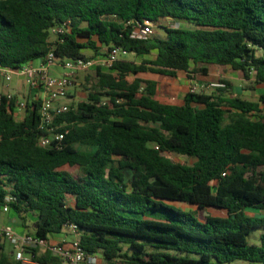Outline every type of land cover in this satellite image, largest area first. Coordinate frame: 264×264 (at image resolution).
<instances>
[{"label": "trees", "instance_id": "16d2710c", "mask_svg": "<svg viewBox=\"0 0 264 264\" xmlns=\"http://www.w3.org/2000/svg\"><path fill=\"white\" fill-rule=\"evenodd\" d=\"M167 19L188 26L133 36ZM116 49L134 59L94 68L82 85L87 99L56 120L60 148L39 145L40 101L20 120L4 98L0 210L8 206L26 229L32 219L28 234L46 242L76 225L101 264H264V232L249 240L264 217L246 214L264 210V96L243 99L220 78L225 87L168 104L158 81L141 76L194 79L216 65L240 72L251 89L264 85V0H0L2 67L21 69L51 51L59 64L95 61ZM36 252L25 249L48 263ZM0 264L24 263L0 244Z\"/></svg>", "mask_w": 264, "mask_h": 264}, {"label": "built area", "instance_id": "2783aa9c", "mask_svg": "<svg viewBox=\"0 0 264 264\" xmlns=\"http://www.w3.org/2000/svg\"><path fill=\"white\" fill-rule=\"evenodd\" d=\"M66 23L53 29L54 34L64 33ZM154 34V24L146 22L139 29L134 31V37L138 39H146L150 35ZM127 56V52L121 49H116L110 52L106 57H101L95 61L79 60H67L63 64H59L55 58L54 52L51 51L46 58L41 60L40 65L33 66L27 65L21 69H8L0 65V71L6 76L7 81H11V75L17 73L20 77H24L26 83L31 89L42 91L43 96L40 98L35 97L33 101H40L39 107V121L41 135L39 137V145L43 148H60L61 142L64 140V134L58 131L56 120L59 116L70 111V89L75 84V79L78 72L91 70L97 65H101L104 68H111L114 63L119 60V56ZM53 66H61L68 70L63 75H54L51 71ZM208 88H223L225 85L221 82H214L208 85ZM207 87L205 85H193L190 87V92L199 93L203 92ZM6 98L7 103L11 104L15 102L14 112L25 111L28 107L29 101L16 98L13 93H7L0 95V107L4 103ZM109 103L108 100H104L103 104ZM156 149H159L156 147ZM226 173H223L225 176ZM3 211L9 212L8 206L3 208ZM65 233H71L75 235V239L68 244L67 247L61 244H50L44 240L38 239L31 234H19L13 227L8 224L5 226L0 225V239L10 241L14 246V256L16 260L21 261L24 264H39L32 261L31 256L25 254V249L30 247L35 248H47L50 253L59 256L64 264H85L88 261L90 264H98L99 258L96 256H87L84 249L80 244V237L78 234V228L76 225H71L65 228ZM67 245V244H64Z\"/></svg>", "mask_w": 264, "mask_h": 264}, {"label": "rangeland", "instance_id": "374dc122", "mask_svg": "<svg viewBox=\"0 0 264 264\" xmlns=\"http://www.w3.org/2000/svg\"><path fill=\"white\" fill-rule=\"evenodd\" d=\"M178 26H188L185 22L181 21H174L173 19H167V20H162L159 24H156L154 26V34H164V31L161 27H178ZM55 37H51V40H54ZM119 59H134L132 56H123L120 55ZM141 58H138L137 61H140ZM213 71L214 76H216L215 81H208L207 83H204L205 86L207 87L204 91L207 93H211L215 91L216 89L213 88H208L211 83L218 82L220 78H224L229 80L232 83V88L236 89H241L242 91L245 92V94H240L239 97L241 96L243 99L250 100L252 99L251 93L253 90H256L258 85L255 86V88L251 89L248 87L247 81L243 78L242 74L240 72H236L232 70L230 67H220V66H213ZM51 71L54 75H63L68 72V70L64 67L61 66H53L51 68ZM79 74L76 76L75 79V85L79 91V96L75 100V103L85 101L88 97V91L85 90L83 84H86V79L87 77H90L92 80L95 78V72L92 70H87L83 72H78ZM185 73H181V76L184 77ZM11 81L6 80V76L2 74L0 71V92L5 91L6 87L10 86L14 90H16L19 86L23 87V93L27 96L29 94V90L31 89L30 86L26 83L24 77H20L17 73H13L11 75ZM143 78H154L158 80L160 86L159 90L157 92V98L164 102V103H181L182 100V95H183V90H182V83H181V77L180 78H170V77H165V76H159V75H154V74H143L141 75ZM227 76L233 77L228 79ZM93 82V81H92ZM90 88V86H88ZM190 90V89H189ZM25 100V99H24ZM257 100H260V97L257 98ZM264 102L262 103V105ZM169 157L179 163L182 164H193V160L190 159H185L180 156L176 155H169ZM173 205L181 208L187 207L186 204L182 203H172ZM212 214L215 215H224V212L218 211L216 209H210L209 210ZM29 228L28 230L33 232V226H32V220L28 221ZM261 232H264V229H259V230H253L249 240L253 244H258V237ZM67 238L70 241H73L75 239L74 235L69 233L67 234ZM5 240V239H4ZM5 249L7 252L10 251V243L6 242L5 244ZM50 261H48L49 263ZM102 263V259L99 257V263ZM85 264H90L88 261L85 262ZM232 264H261V263H252V262H247L243 260H237L233 262Z\"/></svg>", "mask_w": 264, "mask_h": 264}, {"label": "crops", "instance_id": "0c3cea01", "mask_svg": "<svg viewBox=\"0 0 264 264\" xmlns=\"http://www.w3.org/2000/svg\"><path fill=\"white\" fill-rule=\"evenodd\" d=\"M40 63H41V60H38V61L32 62L29 65L38 66V65H40ZM213 66H215V65L209 66V69H210L209 76L194 75V79H191L186 74L184 75V77H182L181 73H179V76L177 78L181 77L180 81L182 83L183 95H182L181 103H177L176 105H182L183 104V98H184L185 94L189 91L191 86H193V85H205L204 83H207L210 80L215 81L216 76H214V73H216V72L213 71V69H212ZM94 68L95 67H93L91 70L94 71ZM78 74L79 73H77V75ZM227 78L230 79L233 77L227 76ZM146 79H154V78H146ZM154 80H156V79H154ZM156 81H158V80H156ZM159 86H160V84L158 82V90H159ZM7 93H13L19 99H25L29 102H32L35 97L40 98L41 96H43L42 91H37V90H33V89H30L29 94L26 96L25 93H23V87L22 86H19L16 90H14L12 87L8 86V87H6L5 91L0 92V95H5ZM233 93L237 96H239L240 94H243V93L245 94L244 91H242L241 89H236V88H233ZM250 93L252 96L251 101L257 102L258 101L257 98L264 96V85H258L257 89L253 90ZM78 96H79V91H78L76 85L74 84V86L70 89V102L71 103L75 102V100L77 99ZM171 104H175V103H171ZM261 107L264 108V104L262 105V103H261ZM15 115H16L17 119L21 120V119H23V117L25 115V111L18 112ZM210 209H213V208H210ZM218 211H221V210H218ZM221 212H224V211H221ZM246 214H248L250 216H255V217H264V210L247 209ZM225 215H226V213L224 212V215H219V216H225ZM30 220H32V219H30ZM32 222H33V220H32ZM8 224L13 225L14 229L21 235L29 233V230L23 227L20 220L17 218V216L15 214H13L11 212L5 213L3 211V209H1L0 210V225L5 226ZM67 236H68L67 233L53 235L50 237L48 242L52 245L53 244H61L62 246L67 247L68 244H70V242H71L67 238ZM74 237H75V235H74ZM6 242L10 243V251L8 253L13 254L14 250H15V246L8 240L0 239V244L4 246V249L6 248L5 247ZM64 244H67V245H64ZM5 251H6V249H5ZM36 253H37L38 257H45L47 259V261H50L49 263H46V264H64L62 259L59 256L50 253V251L47 248H43V247L37 248Z\"/></svg>", "mask_w": 264, "mask_h": 264}, {"label": "water", "instance_id": "95a60500", "mask_svg": "<svg viewBox=\"0 0 264 264\" xmlns=\"http://www.w3.org/2000/svg\"><path fill=\"white\" fill-rule=\"evenodd\" d=\"M209 213H207V215H208Z\"/></svg>", "mask_w": 264, "mask_h": 264}]
</instances>
